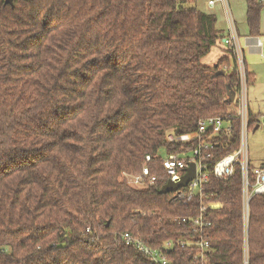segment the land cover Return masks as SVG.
Instances as JSON below:
<instances>
[{"label": "trees", "instance_id": "16d2710c", "mask_svg": "<svg viewBox=\"0 0 264 264\" xmlns=\"http://www.w3.org/2000/svg\"><path fill=\"white\" fill-rule=\"evenodd\" d=\"M261 11L246 0L250 35ZM222 36L215 15L189 0L0 3V264H153L125 233L153 248L173 241L163 250L170 264H264V194L244 220L239 168L226 181L209 177L208 198L223 207L208 213L204 259L176 245L193 236L177 218L197 213V197L157 192L167 179L159 157L178 148L165 132L235 114L232 50L201 62ZM257 117L248 112L249 128ZM233 125L215 160L237 148ZM144 165L155 184L131 186L123 173Z\"/></svg>", "mask_w": 264, "mask_h": 264}, {"label": "built area", "instance_id": "2783aa9c", "mask_svg": "<svg viewBox=\"0 0 264 264\" xmlns=\"http://www.w3.org/2000/svg\"><path fill=\"white\" fill-rule=\"evenodd\" d=\"M264 12V0H256ZM224 3L226 0H209L208 5L213 6L215 3ZM229 17V34L223 38V44L232 50L236 61V70L239 75V88L234 95L235 114L226 116H211L198 122L197 129L192 133H183L178 136L171 134L168 142L173 146H178L168 152L166 155L159 157L167 180L178 181L185 173L190 162L195 163V176L188 183L170 194V202H188L197 197L198 211L196 214L178 217L177 219L185 223H190L193 236L191 239L180 240L176 243L181 248H190L195 259H204L210 251L209 236L211 220L209 214L211 211L223 207L221 201L208 198L207 184L209 177L226 181L233 176L236 168L241 173V193L243 203V218H248V204L252 197L264 194V164L251 165L245 146L246 132L248 125V104L246 98V76L243 51L238 42L236 29L233 20ZM255 46L259 49L263 47V42L256 38ZM226 66L223 67L225 69ZM239 121V142L236 149L226 153L218 159H214L215 146L223 144L227 147L231 143V134L233 132V120ZM227 138V139H226ZM229 138V139H228ZM226 139V140H223ZM150 155L145 156L146 162H151ZM131 186L149 187L155 184L156 176L150 174L148 165H144L137 174L128 176ZM163 183V184H164ZM214 207H217L214 209ZM123 239L126 244L134 245L144 254L153 264H170L163 250H169L174 246L173 241L167 240L162 248H153L139 239L125 233Z\"/></svg>", "mask_w": 264, "mask_h": 264}, {"label": "rangeland", "instance_id": "374dc122", "mask_svg": "<svg viewBox=\"0 0 264 264\" xmlns=\"http://www.w3.org/2000/svg\"><path fill=\"white\" fill-rule=\"evenodd\" d=\"M189 1L194 2L197 9L206 13L214 14L216 17V25L218 29L224 34H227L228 29L230 28L229 17L227 16L229 12L233 21L235 22V26L237 27L238 31L237 33L240 35L239 41L244 48L243 51L246 67L248 71H251L255 75V80L252 82L253 84L251 83L246 87V98L248 112L252 113L253 115H258V127L249 128L247 130L245 146L251 165H260L261 163L264 164V46L261 50L255 47L252 48L246 44L245 38L243 37L247 32V24L245 21L246 2L245 0H227L224 3L217 2L215 5L209 6L207 4V0ZM223 5H225V7ZM227 9L229 12L227 11L226 13ZM259 22L260 31L262 33L264 31L263 11L260 12ZM261 37L264 40V35ZM216 53L217 51L212 49V51L206 55L207 57H205L203 60L210 63L213 57L216 56ZM172 133L173 132L170 130L165 132L164 138L166 142L169 141ZM172 135H174V133ZM161 154L164 153L161 152ZM123 176L128 177L129 174L123 173Z\"/></svg>", "mask_w": 264, "mask_h": 264}, {"label": "crops", "instance_id": "0c3cea01", "mask_svg": "<svg viewBox=\"0 0 264 264\" xmlns=\"http://www.w3.org/2000/svg\"><path fill=\"white\" fill-rule=\"evenodd\" d=\"M208 1L209 0H207V4H208ZM227 1V0H226ZM1 2H4V0H0V3ZM245 2H246V0H245ZM216 4V3H215ZM210 6V5H209ZM224 7H225V5H223ZM227 11H228V9L226 10V13H227ZM229 12V11H228ZM229 14H230V12H229ZM245 15H246V8H245ZM227 16H228V14H227ZM230 16H231V14H230ZM232 18V17H231ZM233 20V19H232ZM245 21H246V18H245ZM233 24H234V26H235V22L233 21ZM247 24V23H246ZM259 27H260V22H259ZM235 29H236V35L238 36V42H239V45H240V47H241V49H242V51H243V46L241 45V43H240V41H239V33H237L238 31H237V27L235 26ZM248 32V33H247ZM247 32H246V34L243 36L244 38H245V41H246V44L247 45H249L250 47H252V48H257L256 46H255V40H256V38H259L262 42H263V46H264V40L262 39V35H264V31L261 33V31H260V28H259V34L258 35H250V33H249V28H248V26H247ZM228 34H229V29H228V32H227V34H224L223 33V36L222 37H220V39L217 41V43L214 45V46H212L211 47V49H210V51H209V53L212 51V49L213 50H216L217 51V53H216V56L215 57H213V59H212V61L209 63V62H206V61H204L203 59H205V57H207V56H204L202 59H201V62H202V64H205V65H208V66H213V65H215L222 57H224V56H227L228 55V47L227 46H225L224 44H223V38L224 37H226V36H228ZM253 40V41H252ZM219 50H218V49ZM263 48V47H262ZM261 48V49H262ZM257 49H259V48H257ZM261 49H259V50H261ZM219 51V52H218ZM208 53V54H209ZM207 54V55H208ZM243 58H244V51H243ZM213 64V65H212ZM244 65H245V68H246V70L248 71V69H247V67H246V64H245V59H244ZM249 73H252L251 71H248ZM253 74V79L255 80V75H254V73H252ZM253 80V81H254ZM253 84V83H252ZM258 127V122H257V124L253 127V128H257ZM262 164V163H261ZM260 164V165H261ZM254 166H257V165H254Z\"/></svg>", "mask_w": 264, "mask_h": 264}, {"label": "water", "instance_id": "95a60500", "mask_svg": "<svg viewBox=\"0 0 264 264\" xmlns=\"http://www.w3.org/2000/svg\"><path fill=\"white\" fill-rule=\"evenodd\" d=\"M11 2L12 0H4V3H11ZM223 73H224V69L216 71L215 75L223 74ZM227 95L229 102L234 101V97H235L234 92L230 89L229 86L227 89ZM194 176H195V163L190 162L185 170L184 175L178 181L167 180L166 183H164L159 189H157V192L160 194H166L168 192H172L180 187L185 186L188 183V181H190ZM216 208L217 207H214V209Z\"/></svg>", "mask_w": 264, "mask_h": 264}]
</instances>
